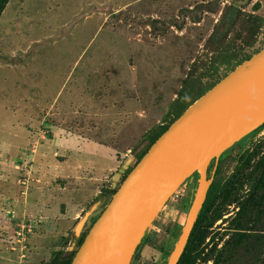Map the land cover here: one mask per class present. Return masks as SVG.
<instances>
[{
	"label": "rangeland",
	"instance_id": "obj_1",
	"mask_svg": "<svg viewBox=\"0 0 264 264\" xmlns=\"http://www.w3.org/2000/svg\"><path fill=\"white\" fill-rule=\"evenodd\" d=\"M263 49L264 0H10L0 16V264L78 252L144 136ZM83 157L119 167L73 234L79 220L62 224L70 197L101 168ZM208 178L219 199L192 239L195 264H264V125ZM199 180L166 203L132 264H167Z\"/></svg>",
	"mask_w": 264,
	"mask_h": 264
},
{
	"label": "water",
	"instance_id": "obj_2",
	"mask_svg": "<svg viewBox=\"0 0 264 264\" xmlns=\"http://www.w3.org/2000/svg\"><path fill=\"white\" fill-rule=\"evenodd\" d=\"M263 125L264 49L209 90L151 146L91 227L72 264H132L160 211L198 174L187 222L167 262L179 264L207 198L210 164L217 165ZM121 177L122 172L114 176V188Z\"/></svg>",
	"mask_w": 264,
	"mask_h": 264
},
{
	"label": "trees",
	"instance_id": "obj_3",
	"mask_svg": "<svg viewBox=\"0 0 264 264\" xmlns=\"http://www.w3.org/2000/svg\"><path fill=\"white\" fill-rule=\"evenodd\" d=\"M10 0H0V16L2 14V12L4 11V9L6 8L7 4L9 3ZM255 11L260 10V6H255L254 8ZM258 19V21H260L261 23L263 22L262 18L258 17L256 18ZM252 57H249L248 60H250ZM235 70V68H234ZM233 70V71H234ZM227 77V76H226ZM219 83V82H218ZM215 86V85H214ZM212 86V88L214 87ZM211 88V89H212ZM202 97V96H201ZM200 97V98H201ZM199 98V99H200ZM199 99H197L196 101H198ZM195 101V102H196ZM194 102V103H195ZM194 103L190 104L189 106H187L186 108H183L182 110L176 112L175 116L173 117L171 123L166 124V125H161V126H157L153 129H151L143 138L142 141H146L147 142V147L146 149L139 154L137 157H135V161H134V166L131 167L130 164L127 162H125L124 164H122L121 168H120V172L122 170L125 171L124 174V179L128 176V174L136 167V165L142 160V158L147 154V152L149 151V149L151 148V146L169 129V127L176 121L178 120L187 110L190 106H192ZM129 159V158H128ZM193 178H197V180L199 179V175L195 174L193 176ZM120 187V186H119ZM118 187V188H119ZM117 188V189H118ZM117 189L112 188V190H110L109 194L113 195L117 192ZM108 195V194H107ZM103 197V193L102 195H100L98 198H96V200L93 201V203L90 205V207L87 208V210L90 212H92V209L94 206H96L98 204L99 201H101ZM219 199V196L213 191V188H211L207 194V198L205 200V203L203 205L201 214L199 216V219L195 225V228L193 230V233L191 235L189 244L186 248L185 253L183 254L179 264H195L196 260H197V255H194L195 252V243L194 241H192V239H194L197 234L201 235V227L204 223V221L207 219L208 215L214 210V207L217 203ZM89 213L85 214V216L79 220V222L77 223V225L75 226L74 230H73V234L76 232L79 233L80 231H82L85 228V224L87 222V218H89ZM91 229V228H90ZM90 231V230H89ZM89 233V232H88ZM87 233V234H88ZM87 234H85L84 236H82L79 240V247H81V245L83 244ZM204 236V235H203ZM77 252H56L50 262L48 264H72L73 260L76 256Z\"/></svg>",
	"mask_w": 264,
	"mask_h": 264
},
{
	"label": "crops",
	"instance_id": "obj_4",
	"mask_svg": "<svg viewBox=\"0 0 264 264\" xmlns=\"http://www.w3.org/2000/svg\"><path fill=\"white\" fill-rule=\"evenodd\" d=\"M101 148H102L101 146L97 147V149H101ZM108 155L110 157L109 153H108ZM86 158H84L82 160V161H84L83 164L85 166L84 167L85 169H87L89 167H101L102 166L98 163L91 162V160L89 161L88 158L87 159ZM85 159L87 161H85ZM110 159H111V157H110ZM81 164L79 165L78 172H76L79 176L81 175L80 170L83 167V166H81ZM118 167L119 166H118L117 162L111 161L110 164L107 165L106 167L99 168L97 170V172H95L96 173L95 175H92V176H91V174L89 175L91 178H89V180H88V182H89L88 187H86V185H84L81 188L80 193H78V194L73 193L71 195L72 198L70 197V201L68 203V211H67V214L70 215L71 218L67 219L64 223H62L64 225V227H67V229H69L68 231H70L74 227L75 223L82 217L84 211L87 209L85 204L88 201H91V203H92L96 198L99 197V195H101V189L99 188V190L96 191V187L98 188L100 185H102L101 183H105L108 173L111 172L113 169H117ZM93 174H94V172H93ZM103 177H104V179H103ZM78 197H81V198H78ZM78 199H80V200H78ZM29 260L25 261V264H37L36 261L38 260V258H35V262L33 261L31 263Z\"/></svg>",
	"mask_w": 264,
	"mask_h": 264
},
{
	"label": "bare ground",
	"instance_id": "obj_5",
	"mask_svg": "<svg viewBox=\"0 0 264 264\" xmlns=\"http://www.w3.org/2000/svg\"><path fill=\"white\" fill-rule=\"evenodd\" d=\"M163 196H161V197H158L157 199H155L154 200V203L157 205L160 201H161V198H162Z\"/></svg>",
	"mask_w": 264,
	"mask_h": 264
}]
</instances>
